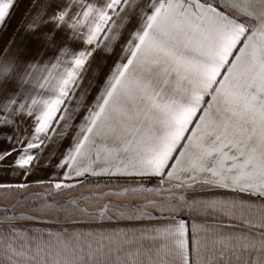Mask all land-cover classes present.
<instances>
[{
    "label": "snow or ice",
    "instance_id": "6c2138e0",
    "mask_svg": "<svg viewBox=\"0 0 264 264\" xmlns=\"http://www.w3.org/2000/svg\"><path fill=\"white\" fill-rule=\"evenodd\" d=\"M19 3L0 0V34ZM97 57L111 65L88 102ZM65 139L59 158L46 153ZM41 167L63 177L37 181L49 199L85 174L160 177L117 194L161 200L95 215L163 223L82 233L14 215L0 220V264H195L193 252L201 264H264V0H31L0 46V171Z\"/></svg>",
    "mask_w": 264,
    "mask_h": 264
},
{
    "label": "crops",
    "instance_id": "0c3cea01",
    "mask_svg": "<svg viewBox=\"0 0 264 264\" xmlns=\"http://www.w3.org/2000/svg\"><path fill=\"white\" fill-rule=\"evenodd\" d=\"M223 2V0H221ZM31 0H20L19 6L16 9L13 17L9 21V27L6 31L0 34V46H3L9 38L13 35L14 30H17L18 25L22 22V17L25 16L26 11L29 9ZM33 12L36 9H32ZM24 33L20 32V37L17 38V43L21 42V37ZM111 65V60L102 62L100 57H97L93 61L91 68L85 73V79L82 82L81 88L86 92V101H94L95 96L98 94L100 87V81L97 77V73L100 69L107 71V66ZM96 77V78H94ZM74 104L70 103L69 108L72 109ZM83 112V108L80 109ZM82 122L80 113L74 114V119L71 121L73 124H79ZM71 144V141L57 140L51 143L46 149L47 152L55 153L59 158L61 153L64 152ZM86 150L88 145L85 146ZM102 147V146H101ZM93 157L95 156V149L92 150ZM104 154L101 152V163L94 165L96 170L99 171L100 167L104 166L102 161ZM69 171H71L69 169ZM75 175L74 173L72 174ZM63 179L60 175V171L52 167H41L33 171V173L27 177H22L17 173L0 171V183L3 184H15V183H28L29 187L26 189L16 188H0V220H4L7 217L14 215L24 214L26 216H35L42 223L36 224L35 227L41 230H60L64 229L69 232H82V233H110L116 230H127L129 232L135 230L137 233L144 227H148L151 224H161L162 221H131L124 219L113 218L108 220L107 218L101 220L96 213L102 208L107 206L112 211L107 213L108 216H112L116 207L120 204L131 205H144L149 201H159L162 199L161 195H157L151 192H139L132 194L131 192L123 195L117 193H124L125 189L131 188H158L160 187V177H152L151 179L140 177L125 176V175H97L85 174L82 177L74 180H68L66 182L78 185L82 183V204L86 209L82 215L80 221H60L58 215H50L51 212H59L56 199H49L47 193L51 191L50 186L47 183L39 184L37 181H49ZM75 187V186H74ZM62 191V190H61ZM163 195H167L164 193ZM71 198V196H69ZM89 211L90 213L86 212ZM148 211H153L148 209ZM191 219V218H190ZM197 222H205L202 218H197ZM217 223L212 219H208L206 224L213 226ZM221 231H227V229H220ZM211 231L208 233L206 239H211ZM195 264H201V260L196 256L195 252L192 254Z\"/></svg>",
    "mask_w": 264,
    "mask_h": 264
},
{
    "label": "rangeland",
    "instance_id": "374dc122",
    "mask_svg": "<svg viewBox=\"0 0 264 264\" xmlns=\"http://www.w3.org/2000/svg\"><path fill=\"white\" fill-rule=\"evenodd\" d=\"M82 183H79L73 188L63 189L59 192L58 195L54 196L55 201L57 202L59 212H51L50 215H58L57 217L60 221H80L82 215L86 209L82 204L81 193ZM71 196V198H69ZM74 202V203H72ZM90 213L88 210L86 211Z\"/></svg>",
    "mask_w": 264,
    "mask_h": 264
}]
</instances>
